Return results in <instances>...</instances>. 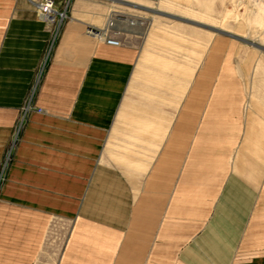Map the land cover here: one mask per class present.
Instances as JSON below:
<instances>
[{
    "label": "crops",
    "instance_id": "1",
    "mask_svg": "<svg viewBox=\"0 0 264 264\" xmlns=\"http://www.w3.org/2000/svg\"><path fill=\"white\" fill-rule=\"evenodd\" d=\"M38 1L0 0V264H264V90L227 91L219 61L174 124L139 35L86 34L108 0H53L56 24Z\"/></svg>",
    "mask_w": 264,
    "mask_h": 264
},
{
    "label": "rangeland",
    "instance_id": "2",
    "mask_svg": "<svg viewBox=\"0 0 264 264\" xmlns=\"http://www.w3.org/2000/svg\"><path fill=\"white\" fill-rule=\"evenodd\" d=\"M122 1L108 0L103 4L125 18H144L143 26L126 33H137L139 43L145 46L144 52L156 54V62L142 60L146 68L155 66L158 74L172 75L171 84L155 87L158 93L165 89L172 92L174 124L182 108H189L192 113L198 104L208 102L214 80L219 76L216 69L219 61L222 77L230 82L224 88L233 93L247 92L252 99L250 104L259 103L256 94L264 90V0H180L175 5L163 0ZM64 6L59 12L67 15L73 4L68 1ZM104 19L96 17L86 30L103 27ZM127 42L128 38L123 45ZM141 75L145 76L142 81L149 80V73L142 71ZM202 81L203 88L197 86ZM144 85L146 92L153 86ZM160 104L157 101L158 107Z\"/></svg>",
    "mask_w": 264,
    "mask_h": 264
},
{
    "label": "built area",
    "instance_id": "3",
    "mask_svg": "<svg viewBox=\"0 0 264 264\" xmlns=\"http://www.w3.org/2000/svg\"><path fill=\"white\" fill-rule=\"evenodd\" d=\"M153 2L159 0H151ZM37 11L41 19L48 24L61 23L66 15L60 13L55 8V2L53 0H40L36 4ZM144 25V18L138 16H131L125 18L117 12H111L108 14L107 20L101 28H88L86 34L92 37L98 42H103L109 46L120 47L127 41L128 35H138L135 32L130 31V34L126 32ZM132 33V34H131ZM30 109L29 102L24 107V111L27 112Z\"/></svg>",
    "mask_w": 264,
    "mask_h": 264
},
{
    "label": "water",
    "instance_id": "4",
    "mask_svg": "<svg viewBox=\"0 0 264 264\" xmlns=\"http://www.w3.org/2000/svg\"><path fill=\"white\" fill-rule=\"evenodd\" d=\"M204 27V26H203ZM206 28V27H205ZM210 29V28H209ZM208 30V29H207ZM214 31V30H213ZM255 47H257L258 49H261V50H263L262 48H260L259 46H255Z\"/></svg>",
    "mask_w": 264,
    "mask_h": 264
}]
</instances>
